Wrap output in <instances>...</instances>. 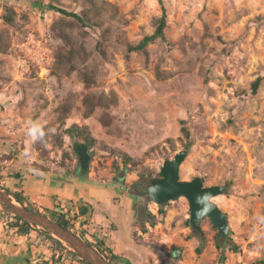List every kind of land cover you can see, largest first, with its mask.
<instances>
[{"label": "rangeland", "instance_id": "1", "mask_svg": "<svg viewBox=\"0 0 264 264\" xmlns=\"http://www.w3.org/2000/svg\"><path fill=\"white\" fill-rule=\"evenodd\" d=\"M103 1L112 6L99 16L92 2ZM48 6L77 13L88 27ZM164 6L165 38L145 54L129 53L127 44L155 32L159 0H10L9 6L0 0V35L4 47L10 44L0 51V188L7 192L9 181L43 167L141 193L160 178L167 159L186 151L182 180L201 177L207 187H225L213 201L227 214L229 237L239 251L227 249L222 257L219 232L207 218L205 246L197 254L200 241L183 197L167 203L165 215L160 205L142 201L148 207L142 221L157 223L144 225L145 233L169 264H264V0H164ZM8 8L17 13L12 26L3 19ZM62 19L72 22L70 37L92 54L88 66L97 78L92 91L117 95L108 127L101 109L83 116L87 91L77 72L61 79L51 74L64 44L52 26ZM40 44L50 51L46 69L33 61ZM258 78L262 83L253 93ZM63 106L68 110H60ZM46 125L53 130L42 151L36 143ZM74 125L88 127V134H68ZM86 138L95 143L88 145ZM79 144L91 155L81 175ZM6 217L14 218L0 202V219Z\"/></svg>", "mask_w": 264, "mask_h": 264}, {"label": "crops", "instance_id": "2", "mask_svg": "<svg viewBox=\"0 0 264 264\" xmlns=\"http://www.w3.org/2000/svg\"><path fill=\"white\" fill-rule=\"evenodd\" d=\"M11 191L22 193L41 213L62 211L74 220L86 238H106V245L125 264H169L138 223L140 194L124 189L120 183L94 176H72L28 171L8 182ZM14 218L0 219V264H68L71 257L37 229L21 234L13 229ZM62 253V256H61ZM60 259V261H59Z\"/></svg>", "mask_w": 264, "mask_h": 264}, {"label": "trees", "instance_id": "3", "mask_svg": "<svg viewBox=\"0 0 264 264\" xmlns=\"http://www.w3.org/2000/svg\"><path fill=\"white\" fill-rule=\"evenodd\" d=\"M40 0H34V4H38ZM161 6H162V16L157 20V28L155 32L152 35L144 37L138 44H127L128 52H141V53H147V47L154 43L158 39H164L165 38V31L168 27L167 22V12L166 8L164 6V0H159ZM7 6L10 5V0H6ZM93 9L98 13L99 16L105 15L103 10L107 9L108 6H112L110 3L103 1V2H92ZM114 7V6H113ZM48 8L56 9L57 11L61 12L65 17H70L72 19L77 20L82 27H88L86 20L78 15L77 13L67 12L66 10L55 8L54 6H48ZM117 12V11H116ZM17 17V13L13 8H8L6 14L4 15L3 19L5 23L9 26H12L15 24ZM72 22L67 21L65 19L56 21L52 29L54 32L59 34V36L64 41V44L57 48L56 53L54 55V63L52 66L51 74L58 79H61L65 76H71L74 72H77L81 78V80L84 83L85 89L87 91L86 95L84 96L82 100L83 105V116L88 118L91 115H93L98 109L102 110V117L101 122L104 127H108L111 122V116L110 111L111 108L118 103V98L115 93H112L110 95H107L105 93H97L93 92L92 89L96 83V76L92 73L91 70H89V61L91 59V52L88 51L85 45L83 44H77L69 34L70 31L67 28H71ZM4 38L0 35V51L5 52L10 47V44H7L4 47ZM263 78H258L255 80L252 84V90L253 93H257L259 90ZM60 110L67 111V106H63ZM53 130L52 125H46L42 127L39 131L38 135V141L36 143V148L38 150H44L45 144L49 141L51 133ZM88 127H81L74 125L71 128L67 129L66 132L70 135L78 134V135H87ZM86 132V133H85ZM183 134L186 137H190V133L187 130H183ZM95 143V140L86 138V142L88 145L91 146V142ZM80 146V144L78 145ZM77 146V147H78ZM190 147H187V151L189 152ZM126 166H128V163L126 162ZM41 171H44L45 169L43 167L39 168ZM161 177V174H159ZM19 177V175H18ZM7 193L11 195L19 204L22 206H25L30 212L33 213H41L38 210L34 209L29 203L28 200L22 196V193L17 191H11L8 190ZM160 214L165 215L166 212L164 208L166 205L160 206ZM46 216H48L52 221L58 223L63 228L74 231L73 225L69 221L68 218H66L65 214L62 211H55L54 213L46 212L43 213ZM155 219V218H154ZM138 223L141 226L142 232H146V228L144 225L150 224L152 227L156 226L157 223L155 220H145V221H138ZM189 226L190 220L188 221ZM11 227L13 229H18L19 233L24 234L28 233L31 229L36 228L38 231L42 232L46 237H48L50 240L54 241V243L58 247H62L64 244L59 241L58 239L54 238L49 233L38 229L37 227H34L24 221H22L20 218L14 216V222H12ZM192 227V226H191ZM216 229V228H215ZM194 236L197 237L200 241L199 247L196 249L197 254H201L203 251V248L205 246V237L203 231H195L194 230ZM81 237L92 247L98 250V252L110 263V264H125L121 259L113 253V251L107 247L106 245V238L98 237L96 235L92 236V239L86 238L85 235H81ZM216 246L219 250H221L222 257H225L226 250L229 249L232 252L237 253L239 251V246L235 244V242L228 237L227 239H224L221 237L220 233H218V238L216 242ZM174 257H178V250L174 248V253L172 254ZM68 256L71 257V261L68 264H90L86 260L82 259L80 256H78L75 252L69 251ZM60 261V259H59ZM264 263V262H262Z\"/></svg>", "mask_w": 264, "mask_h": 264}, {"label": "water", "instance_id": "4", "mask_svg": "<svg viewBox=\"0 0 264 264\" xmlns=\"http://www.w3.org/2000/svg\"><path fill=\"white\" fill-rule=\"evenodd\" d=\"M77 154L79 156L78 172L81 175L90 166L89 147L80 144L77 147ZM187 156L188 153L182 151L173 159H167L161 168V177L152 179L142 195L160 206L182 197L186 198L190 207V224L192 228L195 231H202V223L208 218L221 237L227 239L231 231L229 218L213 201L215 197L225 192V187H207L201 177H196L191 181L182 180L180 176L181 166ZM0 202L4 210L10 215L49 233L90 264H110L97 249L79 235L63 228L43 213L30 212L25 206L15 202L13 197L2 188H0ZM147 213L148 207L143 204L138 212L139 219L144 220Z\"/></svg>", "mask_w": 264, "mask_h": 264}, {"label": "built area", "instance_id": "5", "mask_svg": "<svg viewBox=\"0 0 264 264\" xmlns=\"http://www.w3.org/2000/svg\"><path fill=\"white\" fill-rule=\"evenodd\" d=\"M33 61L40 66L41 69H46L48 65H50L51 57H50V51L44 46V44H40L36 49H34V55H33ZM72 225H75L76 222L74 220H70ZM36 229V228H34ZM63 250V254H67L71 250L66 245H63L61 247ZM61 253V256H62Z\"/></svg>", "mask_w": 264, "mask_h": 264}, {"label": "flooded vegetation", "instance_id": "6", "mask_svg": "<svg viewBox=\"0 0 264 264\" xmlns=\"http://www.w3.org/2000/svg\"><path fill=\"white\" fill-rule=\"evenodd\" d=\"M145 190H146V188L143 189V191H141V193H139L138 189H136V192H137L138 194H140L139 196H140V198H142L143 201H145V199H146V197H145L144 195H142V194L144 193Z\"/></svg>", "mask_w": 264, "mask_h": 264}]
</instances>
